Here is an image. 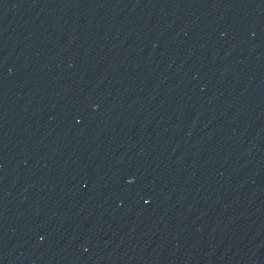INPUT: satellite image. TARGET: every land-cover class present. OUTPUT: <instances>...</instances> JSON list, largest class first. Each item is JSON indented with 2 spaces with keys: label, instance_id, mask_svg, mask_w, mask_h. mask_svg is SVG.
I'll return each mask as SVG.
<instances>
[{
  "label": "water",
  "instance_id": "1",
  "mask_svg": "<svg viewBox=\"0 0 264 264\" xmlns=\"http://www.w3.org/2000/svg\"><path fill=\"white\" fill-rule=\"evenodd\" d=\"M0 264H264V0H0Z\"/></svg>",
  "mask_w": 264,
  "mask_h": 264
}]
</instances>
